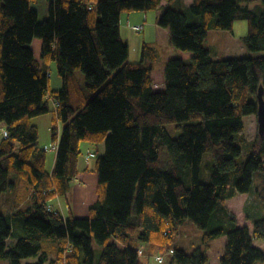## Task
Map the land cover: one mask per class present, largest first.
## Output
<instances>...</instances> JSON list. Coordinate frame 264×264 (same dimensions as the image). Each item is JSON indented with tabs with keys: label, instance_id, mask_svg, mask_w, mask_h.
<instances>
[{
	"label": "trees",
	"instance_id": "1",
	"mask_svg": "<svg viewBox=\"0 0 264 264\" xmlns=\"http://www.w3.org/2000/svg\"><path fill=\"white\" fill-rule=\"evenodd\" d=\"M35 1L0 0V125L9 133L0 143V261L143 264L138 250L145 245L146 254L174 251L170 264H207L211 244L226 236L220 264H264L254 246L264 241V217L252 220V233L238 227L226 206L252 193L264 208V136L249 141L244 124L257 116L264 89V0H193L189 6L184 0H51L44 21L32 9ZM163 2L168 6L157 23L170 33L171 56L165 90L156 92L153 67L145 62L157 55L145 43L141 63H129L120 25L124 13L154 11ZM239 21L248 23L247 49L263 55L214 59L205 47L210 30L234 31ZM52 63L60 91L50 86ZM51 104L58 142L52 173L33 124L52 112ZM170 124L181 131L177 139ZM83 143L96 147L87 158L96 162L81 170ZM243 145L251 154L240 162ZM205 154L214 160L210 184L200 180ZM88 172L99 179L89 218L56 210V199ZM22 184L29 202L4 198ZM185 221L204 232L192 254L172 248ZM14 235L20 237L8 249ZM94 241L103 248L98 262Z\"/></svg>",
	"mask_w": 264,
	"mask_h": 264
},
{
	"label": "rangeland",
	"instance_id": "2",
	"mask_svg": "<svg viewBox=\"0 0 264 264\" xmlns=\"http://www.w3.org/2000/svg\"><path fill=\"white\" fill-rule=\"evenodd\" d=\"M51 0H36L32 4V9L38 12L39 14V20L44 21L48 18V11L50 6ZM176 9H183L184 7H178L176 3H172ZM253 8V7H252ZM163 8H159L154 11L149 12H133V13H124L121 17V35L123 40L129 45L130 55L128 62L131 64H139L142 61V50L145 43L149 44L152 51L157 55L155 64H151V60L147 58L145 65H152L154 67V73L153 78L156 83L160 80L161 70L163 67L166 66V63L170 59V33L168 32V35L163 33L162 28L158 26V19L163 13ZM189 20L191 21L192 17L189 16ZM138 25H145V30L143 29V32L137 33L132 31L133 26ZM157 30H161L160 33H158ZM248 35V23L245 21H239L235 24L234 31H223V30H210L208 34V39L205 42V47L214 59H232V58H245V57H257L261 56L263 54L259 53H251L246 45H245V38ZM53 73V75H52ZM52 73H50V86L53 91H60L62 89V80L57 75V69L55 66L52 67ZM77 76L80 79L82 83L85 84V75L81 72H77ZM51 110L52 112L44 115L42 117H38L33 120V124L38 125L39 128V145L41 148H45L46 145L49 147H52L54 145L53 139H52V127L53 121L56 117L55 113V106L51 104ZM244 124L246 128V137L249 141H254L258 134H259V124H258V118L257 116L251 115L244 118ZM61 125H59V129ZM2 125H0V139L2 138ZM167 129L170 133V135L177 139L181 135V131L176 129L175 124H170L167 126ZM84 146H90L93 148V145L90 143H83L82 144V156L80 159V168L81 170L87 167L89 164L91 167L94 166L96 159L87 160V150ZM89 147V148H90ZM88 148V147H87ZM242 156L240 157V162H245L250 154H251V148L249 145H243L242 146ZM90 151L95 152L96 150L91 149ZM47 161L49 160L50 163H52L56 152L54 151H47ZM213 157L211 154H205L203 158V163L201 166V174H200V180L203 183H211V169L213 166ZM48 167V166H47ZM50 171V166H49ZM12 180H14V175L11 176ZM191 180H186V185H190ZM25 189H23V192L19 190V193H7L4 195V198H11L12 202L20 196L23 198H26V194L24 193ZM255 191V190H254ZM249 194V196H251ZM56 202V201H55ZM258 203L254 200L253 196L250 199V205H246V215L252 214V212H255L256 206ZM252 206L253 209H250L249 207ZM259 206V205H258ZM57 208V207H56ZM263 208V207H262ZM264 210V208H263ZM7 212V211H6ZM256 213V212H255ZM240 214V213H239ZM238 213H234V215L237 218V225L238 227H241L243 225H246L249 223V217L243 216V214L239 215ZM264 215L259 216L256 218L260 219L263 218ZM79 219V218H77ZM85 219V218H83ZM251 231L253 232V221L251 222ZM204 235V232L200 230L196 225L191 223L190 221L183 222L176 234H175V242L172 245V248H179L184 250L187 254H192L193 251L199 247L202 246V237ZM20 236L14 235L11 237V239L8 241V249H11ZM228 239L226 236H222L218 239H216L212 244L210 249L207 250V254L209 256V262L207 264H220V261L222 257L225 254L226 245H227ZM255 247L261 250L264 253V241L260 240H254ZM145 246V245H144ZM141 245L142 248H144V257L146 258V247ZM93 248L95 251L96 261L98 262L101 257L102 253V246H100L96 241H94ZM160 254V253H159ZM158 255V254H157ZM161 255H164L166 257L164 264H170L172 254L167 255L166 253H161ZM144 260V259H143ZM0 264H9L6 260H1Z\"/></svg>",
	"mask_w": 264,
	"mask_h": 264
},
{
	"label": "crops",
	"instance_id": "3",
	"mask_svg": "<svg viewBox=\"0 0 264 264\" xmlns=\"http://www.w3.org/2000/svg\"><path fill=\"white\" fill-rule=\"evenodd\" d=\"M192 1L193 0H184V3H185L186 6H189V5L192 4ZM167 6H168V3L163 2L161 4L160 8H163L162 10L164 11L167 8ZM144 28H145V25H144ZM157 31H158V33H160L161 30H157ZM168 32H169L168 30H165V29L163 30V33L166 34V35H168ZM170 56H171V47H170ZM154 64H155V62L152 63V65H154ZM53 66L56 67L55 63H52L50 65V68H49V71H48L49 73H52V67ZM164 68L165 67H163V69L161 70V75H160L159 82L156 83L154 81L153 89L156 92H162V91L165 90ZM153 73H154V67H153V70H152V78H153ZM52 75H53V73H52ZM153 80H154V78H153ZM34 125H36V124H34ZM2 126H3L2 130L6 128L5 125H2ZM36 126L38 127V125H36ZM1 141H2V138L0 139V143H1ZM84 147H86L85 149L88 152L87 156L89 154H94L95 153L93 151H90L91 149L96 150L95 146H93V148L90 147V146H84ZM97 151H98L100 156H103L104 153H105V144L99 145L98 148H97ZM56 157H57V153L55 154V157L52 160L53 161L52 163H50L49 160L47 161V166H48L47 170L49 171L48 168L50 166V171H49L50 173H52L53 170H54ZM98 183H99L98 175L96 173H94V172H88V173L79 174L76 178L73 179V181L71 183V190L69 191V193L65 197L56 199V202L53 203V207L56 210L61 211L65 216H67V214H68V209H71V212L74 215V217L79 218V219H83V218L87 219V218H89V216H90V212H89L90 208L93 205H95L97 203V201H98V193H97L98 192ZM23 189H25V191H24V193L26 194V198L25 199L27 200L30 193H29L28 189L26 188V186L24 184L20 185V190L22 192H23ZM252 196L253 195L249 196V194L238 195L235 198H233L231 200H228L226 202V206H227L228 210L230 212H232L233 214L234 213L235 214L236 213H238V214L240 213V214H243V216H245V217H249V223L246 224V225L241 226V227H248L249 229L251 227V222H252L253 219H256L257 217L264 215V210L259 204H257V205L255 204L256 209H257L255 211L256 213L252 212V214L246 215L245 207H246V205H250V199H251ZM29 201L30 200H27V202H29ZM249 208L253 209L252 206H250ZM250 231H251V229H250ZM8 241L9 240H7V243H8ZM254 246H255V244H254ZM144 247H146V246H144ZM201 247L202 246H199L196 249L201 248ZM156 255H157V253L156 254H147L146 258H142V259H140V261L143 264H159L155 260V256ZM165 260H166V257H165ZM36 262H37L36 259H30V260L24 261V264H35ZM164 263H165V261H164Z\"/></svg>",
	"mask_w": 264,
	"mask_h": 264
},
{
	"label": "built area",
	"instance_id": "4",
	"mask_svg": "<svg viewBox=\"0 0 264 264\" xmlns=\"http://www.w3.org/2000/svg\"><path fill=\"white\" fill-rule=\"evenodd\" d=\"M143 29H144V26H143V25H138V26H133V27H132V30H133L134 32H137V33H141V32L143 31ZM50 76H51V75L49 74V77H50ZM1 134H2V138H8V137H9V133H8V131H7L6 129H4V130L1 132ZM44 150H45L46 152H47V151H54V152H57V151H58V142L55 143L52 147L46 146V147L44 148ZM87 158H88V159H89V158H94V155H90V156H88ZM173 253H174V251H170L169 254H173ZM138 256H139L140 258H143V257H144V248L141 247V248L138 250ZM155 260H156L157 263H159V264H163L164 261H165V256H164V255H161V254H158V255L155 256Z\"/></svg>",
	"mask_w": 264,
	"mask_h": 264
},
{
	"label": "water",
	"instance_id": "5",
	"mask_svg": "<svg viewBox=\"0 0 264 264\" xmlns=\"http://www.w3.org/2000/svg\"><path fill=\"white\" fill-rule=\"evenodd\" d=\"M258 124H259V135L264 136V89L261 88L258 93Z\"/></svg>",
	"mask_w": 264,
	"mask_h": 264
}]
</instances>
